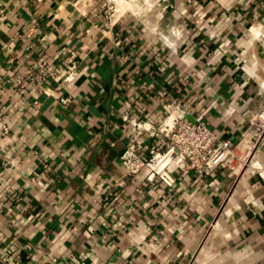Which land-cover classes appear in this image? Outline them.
I'll use <instances>...</instances> for the list:
<instances>
[{
	"label": "crops",
	"instance_id": "1",
	"mask_svg": "<svg viewBox=\"0 0 264 264\" xmlns=\"http://www.w3.org/2000/svg\"><path fill=\"white\" fill-rule=\"evenodd\" d=\"M263 108L264 0H164L111 28L102 0H0V264L264 261ZM181 112L256 167L126 176L125 146L168 143L130 122Z\"/></svg>",
	"mask_w": 264,
	"mask_h": 264
},
{
	"label": "built area",
	"instance_id": "2",
	"mask_svg": "<svg viewBox=\"0 0 264 264\" xmlns=\"http://www.w3.org/2000/svg\"><path fill=\"white\" fill-rule=\"evenodd\" d=\"M160 1V2H159ZM164 0H102L104 25L111 28L126 14L141 18L144 12L159 5ZM43 65H41V68ZM71 74H68L65 81H68ZM16 82L21 84V78L17 77ZM132 127L139 132L153 135L161 134L168 140L167 148L163 153H152L151 157L144 161L135 152L134 146H125L120 154V164L126 176L136 175L143 167H148L167 186L173 184L172 177L166 168L168 165H175L185 175L190 172L200 173L210 171L213 168L233 167L235 159L241 168L253 166L249 154L239 155L232 149L228 142L219 141L201 117L190 121L185 113L176 115L170 114L163 124L157 129L142 127L144 124L130 122ZM254 127L253 146H264V108L252 123ZM242 149H245L244 147ZM166 157L167 162L160 171L151 168V164L158 158ZM260 177H262L260 175ZM264 264V261L256 263Z\"/></svg>",
	"mask_w": 264,
	"mask_h": 264
},
{
	"label": "bare ground",
	"instance_id": "3",
	"mask_svg": "<svg viewBox=\"0 0 264 264\" xmlns=\"http://www.w3.org/2000/svg\"><path fill=\"white\" fill-rule=\"evenodd\" d=\"M167 162V158L166 157H160L158 159H156L152 164H151V168L155 171H160L165 163ZM253 166L256 167V164H253Z\"/></svg>",
	"mask_w": 264,
	"mask_h": 264
},
{
	"label": "clouds",
	"instance_id": "4",
	"mask_svg": "<svg viewBox=\"0 0 264 264\" xmlns=\"http://www.w3.org/2000/svg\"><path fill=\"white\" fill-rule=\"evenodd\" d=\"M69 79H71V77H69ZM142 127H144V128H148L149 125H143Z\"/></svg>",
	"mask_w": 264,
	"mask_h": 264
},
{
	"label": "rangeland",
	"instance_id": "5",
	"mask_svg": "<svg viewBox=\"0 0 264 264\" xmlns=\"http://www.w3.org/2000/svg\"><path fill=\"white\" fill-rule=\"evenodd\" d=\"M160 2V1H159Z\"/></svg>",
	"mask_w": 264,
	"mask_h": 264
}]
</instances>
